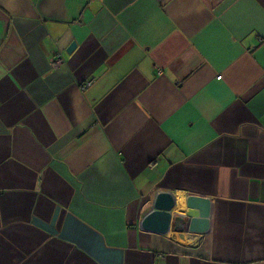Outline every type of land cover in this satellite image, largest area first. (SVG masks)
<instances>
[{"label": "crops", "instance_id": "crops-1", "mask_svg": "<svg viewBox=\"0 0 264 264\" xmlns=\"http://www.w3.org/2000/svg\"><path fill=\"white\" fill-rule=\"evenodd\" d=\"M0 264H264V0H0Z\"/></svg>", "mask_w": 264, "mask_h": 264}, {"label": "water", "instance_id": "water-1", "mask_svg": "<svg viewBox=\"0 0 264 264\" xmlns=\"http://www.w3.org/2000/svg\"><path fill=\"white\" fill-rule=\"evenodd\" d=\"M76 47V43H72L68 52L72 54ZM174 196L170 192L159 193L154 198L151 212L140 222L141 227L146 231L167 234L174 222L176 228H186L188 233L207 234L211 227L212 200L206 197L188 196L185 202L186 213L174 215L173 209L177 207Z\"/></svg>", "mask_w": 264, "mask_h": 264}, {"label": "built area", "instance_id": "built-area-1", "mask_svg": "<svg viewBox=\"0 0 264 264\" xmlns=\"http://www.w3.org/2000/svg\"><path fill=\"white\" fill-rule=\"evenodd\" d=\"M64 64V59L62 58V56L60 55H58L57 57H55V60H54V62H53V66L54 67H59V66H61V65H63ZM221 78V77H220ZM85 88V87H84Z\"/></svg>", "mask_w": 264, "mask_h": 264}, {"label": "bare ground", "instance_id": "bare-ground-1", "mask_svg": "<svg viewBox=\"0 0 264 264\" xmlns=\"http://www.w3.org/2000/svg\"><path fill=\"white\" fill-rule=\"evenodd\" d=\"M181 202H182V200H181Z\"/></svg>", "mask_w": 264, "mask_h": 264}]
</instances>
